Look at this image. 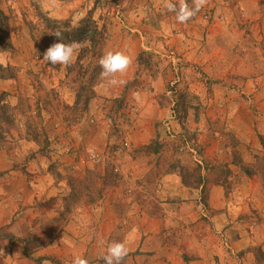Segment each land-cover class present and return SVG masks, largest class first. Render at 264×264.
I'll return each instance as SVG.
<instances>
[{
    "label": "rangeland",
    "instance_id": "obj_1",
    "mask_svg": "<svg viewBox=\"0 0 264 264\" xmlns=\"http://www.w3.org/2000/svg\"><path fill=\"white\" fill-rule=\"evenodd\" d=\"M242 1L247 0H207L206 6L195 17L181 24L176 21L174 13L165 9L163 0H55V6H49L48 0H0V10L10 19L12 44V50L0 52V63L15 70L14 79L0 81V95L4 94L2 98L16 120L0 150L11 152L16 149L17 135L20 137L24 134L28 138L26 125L29 124L48 140L46 145L40 144L36 150L38 148L37 153L45 159L47 173L55 185L65 181L73 172L75 174L89 169L103 174L104 170H108L116 176L115 179L109 178L107 186L103 187L99 182L102 198L116 194V189L120 190L123 184V190L117 194L119 197H111L115 200L133 198L143 212L161 210V195L153 200L151 193L155 195L158 189H151L150 185L160 177L174 172L181 181L180 172H189L195 169V164H200L206 188L203 195H208L211 185H223L220 186L224 190L227 204L233 209L231 215L235 218L237 231H248L250 235L261 234L264 231V162L262 165L257 162L256 167L250 169L252 176L248 177L238 166L234 165L233 171L228 168L232 164L234 152H237L235 143L232 142L231 146V160L225 157L221 162L208 159L210 141L203 146L197 143L199 137L208 132L203 116L210 100H214L217 94L215 87L220 84L216 82H224L208 77L210 71L205 73L204 65L199 61L200 56L204 59L211 55L209 49L212 46L206 44V41L223 44L231 58L243 59L249 54L246 63L255 64V44H250V40L241 41L245 35H253L248 32L247 22L241 28L239 25H233V30L227 28L224 37L220 30L223 28L222 23L230 22L229 11ZM173 2L178 3V0ZM88 16L106 37L103 54L110 49L124 51L131 58L134 56L140 68L137 71V68L132 70L129 67L126 73L118 74L123 83L116 86L106 87L101 80L94 88L95 98L85 111L73 108L78 81L77 70L73 65L78 54L74 55L68 67L43 61L46 49H43L45 31L41 17L68 20L70 26L76 28ZM241 21L239 16L238 22ZM228 43H232V47ZM203 46L206 49L200 53ZM137 48L140 49L138 55ZM190 49L194 51L191 58L187 54ZM196 58L198 61H195ZM209 69L218 75L217 65L211 64ZM241 78L244 87L247 77ZM232 89L241 94L238 85H233ZM145 97L160 109H167L177 126L172 128L166 124L162 140L159 141L157 137L147 146L133 148L132 140L139 135L136 125L140 100ZM237 98L251 101V96L245 97L244 94ZM135 131L138 132L136 135ZM141 133L146 137L148 130ZM43 139L40 137L39 140ZM262 142V155L248 157L253 161L247 163L237 153L240 160L247 166L256 164V158L264 160ZM155 148L157 154L153 153ZM72 153H82L76 155V163L60 161L61 157H70ZM92 153L103 154L104 161L98 165H81L80 161ZM121 153H127L132 158L130 161V158L124 157L122 161L126 166H132L133 161L139 159L152 165L151 173L146 178L148 184L144 182L146 185L142 184L143 188L140 185L133 187L130 180L117 172L116 164L122 165L118 163ZM57 172L64 176L57 178L54 175ZM184 188L193 193L197 191L200 195L201 189ZM50 203L46 201L45 204L49 206ZM52 228L48 226V229ZM247 252L256 257V264H264V253L260 246L249 247Z\"/></svg>",
    "mask_w": 264,
    "mask_h": 264
},
{
    "label": "crops",
    "instance_id": "obj_2",
    "mask_svg": "<svg viewBox=\"0 0 264 264\" xmlns=\"http://www.w3.org/2000/svg\"><path fill=\"white\" fill-rule=\"evenodd\" d=\"M229 13L230 22L222 23L223 28H220L223 37L227 28L233 30V25L241 28L247 22L248 32L253 35L247 34L241 41L250 40V44H255V64L246 63L249 54L243 59L231 58L223 44L206 41L212 46L209 49L211 55L204 59L200 56L199 61L204 65L205 73L210 71L208 77L224 82H216L220 84L215 87L217 94L214 100H210L203 116L208 132L204 131L197 143L203 146L210 141L208 159L221 162L225 157L231 160L233 142L243 161L252 163L253 160L248 157L262 155L261 142L264 141V0L242 1ZM239 16L243 21L238 22ZM228 44L232 47V43ZM205 49L203 46L199 52ZM139 50L136 49L137 55ZM187 54L191 58L194 51L190 49ZM211 64L218 66V75L209 69ZM130 68H137V71L140 68L134 56ZM243 76L247 77L244 87ZM252 77L256 79L252 80ZM235 84L241 94L232 89ZM242 94L251 96V101L237 98ZM147 98L140 100L139 124L136 125L139 135L132 140L133 148L147 146L157 137L162 140L166 124L172 128L176 125L167 109H160ZM143 130H148L146 137L142 136ZM137 133L135 131L134 135ZM16 138V149L11 152L0 150V264H71L74 255H80L88 264H104L100 259L103 251L98 244L100 239L126 243L128 255L123 260L124 264H256V257L247 252L248 248L260 246L264 253V231L261 234L251 231L254 235L248 231H237L235 218L231 215L233 209L227 204L220 184L211 185L206 208L200 202L199 192L193 193L184 188L174 172L150 185L151 189H158L155 195L151 193L153 200L161 195V210L143 212L133 198L115 200L111 195L116 196L123 190L124 185L121 184L116 194L103 197L97 204L74 209L49 244L25 257L20 240L28 233H42L43 226L57 216L62 208L58 194L66 191V183L60 181L54 184L34 141L26 139L24 134ZM77 154L72 153L71 158L63 156L60 161L76 163ZM124 157L132 160L127 153L119 154L118 163L122 165L116 164L117 172L130 180L133 187L140 185L143 188L152 165L139 159L134 160L132 166H126L122 161ZM228 168L233 171L235 167L229 164ZM60 186L64 188L58 189ZM46 201L52 202L51 205L46 206ZM5 234L15 240L10 241Z\"/></svg>",
    "mask_w": 264,
    "mask_h": 264
},
{
    "label": "trees",
    "instance_id": "obj_3",
    "mask_svg": "<svg viewBox=\"0 0 264 264\" xmlns=\"http://www.w3.org/2000/svg\"><path fill=\"white\" fill-rule=\"evenodd\" d=\"M41 21L44 24L45 31V33H43L45 37L42 40L44 43L43 49H47L53 43L60 42L57 37L51 35L56 31H60L63 34V42L69 43L77 41L82 45L78 52L77 60L73 65L77 70L78 75L73 108H80L87 111L90 101L95 98L94 88L101 81V68L98 65V59L103 55L106 37H104L101 30H98L97 25L91 18H89V16L86 19H83L81 24L76 28H72L68 20H51L46 17H41ZM29 29H31V26ZM46 41H49V43H46ZM10 50H12L10 19L0 10V52ZM14 78L15 70L8 65L3 66L0 63V81L12 80ZM3 95L4 94L0 95V148L6 141L5 137L6 135H9V132L13 129L16 121L13 114L10 112V108L3 100ZM36 131L37 130L32 129L31 125L27 124L26 134L28 138L26 139L34 141L38 146L40 144L46 145L48 140L45 138L44 134H40ZM40 137L44 138L43 141L39 140ZM261 144L263 145V142H261ZM150 146L147 148L150 149ZM153 153L157 154L156 148ZM232 157L233 159L231 163L240 167L248 177L252 176V171H250V169L255 168L257 162L260 165L264 162V160L256 158V164L247 166L240 160L237 152H234ZM195 165V169L193 168V170H189L192 174L184 171L183 174L180 172L179 175L183 186L190 189H201L200 201L202 205L207 208L208 195H203L206 191L205 178L201 174L200 164ZM54 175L57 178H61L58 172ZM185 175H187V177H185ZM115 176L116 175H113L112 172L108 170H104L103 174H101L96 173L95 170L85 169L79 173L74 174L73 172L67 179H64L67 189L66 192L63 191L59 194L62 202L61 210H59L57 216L53 220L43 226L42 233H28L20 240V243L23 245L24 256L30 257L37 249L49 244L60 228L65 225L74 209L81 205L97 204L98 201L102 199L103 195L99 182L103 187L107 186V184H109V178L115 179ZM190 180L192 182H190ZM221 186L223 187V185ZM48 226L53 227L52 230L48 229ZM4 236L10 241L15 240L14 237L9 234H5Z\"/></svg>",
    "mask_w": 264,
    "mask_h": 264
},
{
    "label": "clouds",
    "instance_id": "obj_4",
    "mask_svg": "<svg viewBox=\"0 0 264 264\" xmlns=\"http://www.w3.org/2000/svg\"><path fill=\"white\" fill-rule=\"evenodd\" d=\"M49 6H55V0H48ZM207 0H163V6L168 12L174 13L177 22L183 24L195 17L197 13L205 7ZM60 42L50 45L43 54V61L51 65H63L68 67L72 64L74 55H77L82 45L77 41L69 43L63 42V34L60 31L52 33ZM132 64V58L121 50H107L98 59V65L101 68L100 78L105 82V86H116L123 83L118 78V74L127 72ZM103 251L100 253V259L104 264H122L128 255V247L123 241L112 240L105 242L103 239L98 241ZM71 264H88L87 260L80 255H74Z\"/></svg>",
    "mask_w": 264,
    "mask_h": 264
},
{
    "label": "built area",
    "instance_id": "obj_5",
    "mask_svg": "<svg viewBox=\"0 0 264 264\" xmlns=\"http://www.w3.org/2000/svg\"><path fill=\"white\" fill-rule=\"evenodd\" d=\"M105 159L103 154H99V153H92L89 154L85 159H82L80 161L81 165H87V164H93V165H98L101 164V162H103Z\"/></svg>",
    "mask_w": 264,
    "mask_h": 264
}]
</instances>
